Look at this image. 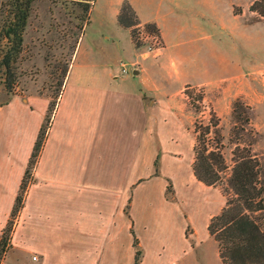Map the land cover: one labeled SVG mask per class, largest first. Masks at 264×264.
Here are the masks:
<instances>
[{"label":"crops","instance_id":"0c3cea01","mask_svg":"<svg viewBox=\"0 0 264 264\" xmlns=\"http://www.w3.org/2000/svg\"><path fill=\"white\" fill-rule=\"evenodd\" d=\"M124 1L106 0L101 36L87 42L91 21L81 33L1 264H134L132 230L139 264H204L201 240L185 236L183 208L166 197L168 180L186 168L183 125L167 121L169 106L188 85L258 69L261 58L226 46L246 42L243 16L264 19L250 20L257 13L245 7L236 14L238 0H127L139 26L159 29L162 47L151 52L119 24ZM2 96L0 233L51 101L41 91ZM222 203L205 198L206 217Z\"/></svg>","mask_w":264,"mask_h":264},{"label":"rangeland","instance_id":"374dc122","mask_svg":"<svg viewBox=\"0 0 264 264\" xmlns=\"http://www.w3.org/2000/svg\"><path fill=\"white\" fill-rule=\"evenodd\" d=\"M0 0V7L2 2ZM97 3V0H95ZM253 0H238L243 6H237L239 10L246 8L247 16H250L249 9ZM91 10V23L88 27L90 36L95 32L102 35V28L106 21L105 3L106 0H99ZM86 16V12L73 0H36L29 19V24L24 35L23 59L19 64V77L16 92L22 95L32 91L47 92L52 96L56 95V85L62 80V73L65 65L73 57L74 45L79 37L81 30L79 26L85 25L80 17ZM249 19V18H248ZM264 19L257 15H251L250 20ZM246 17L241 18L242 27L245 31V40L227 45L232 53L241 55L253 54L259 57V68L248 70L242 76L230 77L224 81H217L210 85H195L184 88L177 93L171 105L167 121L176 119L182 123L184 132V153L185 169L179 180L181 183L168 180L166 197L171 201L177 202L184 211V231L187 239L194 245V241L201 240L199 247L201 258L204 264H223L218 255L216 241L209 235L207 225L210 219L221 212L227 200L223 193L222 186H207L201 184L193 173L192 164L194 161V145L196 133L194 123L197 119L208 121L211 112L215 111L221 118V130L225 136L227 147L225 157L231 163L232 149L231 130L233 127L232 103L236 98L243 99L253 107L252 124L258 131L253 144L254 152L264 162V22H245ZM105 33V31L103 32ZM249 36V37H248ZM258 42L255 44V38ZM248 38V39H247ZM250 38V41L248 42ZM251 38L253 41L251 42ZM137 41V40H136ZM252 43L254 45H252ZM128 61L123 58V62ZM129 73L132 66L127 63ZM127 73V74H129ZM0 91L3 92L1 101L10 97L4 85L0 83ZM170 184V185H169ZM193 187H191V186ZM207 191L200 196L198 188ZM205 198L213 199L217 202L223 200L221 207L212 211L207 217ZM191 215V217L189 216ZM206 217V218H205ZM19 216L15 218L10 236L15 227ZM180 222V218L177 219ZM5 228L1 231L2 236ZM9 244V243H8Z\"/></svg>","mask_w":264,"mask_h":264},{"label":"trees","instance_id":"16d2710c","mask_svg":"<svg viewBox=\"0 0 264 264\" xmlns=\"http://www.w3.org/2000/svg\"><path fill=\"white\" fill-rule=\"evenodd\" d=\"M35 1L5 0L0 7V83L12 95L17 94L16 88L21 77L18 71L19 64L25 52L24 35ZM73 1L86 12L85 17H80L81 21L86 22L84 26H79L82 33L84 27L91 21L90 13L95 0ZM250 10L264 18V0H254ZM235 13H241V9L235 8ZM118 21L121 26L131 30L136 45L141 47L142 45L136 41L140 20L127 0L121 5ZM145 26L159 33L155 23H146ZM81 33L74 45L73 54ZM71 60L72 58L63 69L62 80L57 82L56 95L52 96L49 103L45 121L35 142L7 227L0 237V264L10 240L8 232L11 231L13 222L23 206L32 169L43 147ZM253 110L250 104L239 97L232 103L234 124L230 142L234 147L231 163L225 157L227 144L221 130V118L217 113L212 111L208 121L197 119L194 123L197 137L194 145L193 173L199 181L208 186H222L227 199L221 212L210 219L207 228L209 235L217 243L218 255L223 264H264V162L253 150L258 134L252 124ZM155 173H159L158 159L155 161ZM132 233L136 248L134 264H139L142 250L134 230Z\"/></svg>","mask_w":264,"mask_h":264},{"label":"built area","instance_id":"2783aa9c","mask_svg":"<svg viewBox=\"0 0 264 264\" xmlns=\"http://www.w3.org/2000/svg\"><path fill=\"white\" fill-rule=\"evenodd\" d=\"M137 42L146 47L148 51H157L162 47L160 34L157 31L149 30L145 25L138 27ZM141 46V47H142ZM122 72L129 73L127 65L122 64ZM37 259V256L33 257Z\"/></svg>","mask_w":264,"mask_h":264}]
</instances>
